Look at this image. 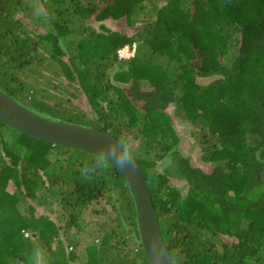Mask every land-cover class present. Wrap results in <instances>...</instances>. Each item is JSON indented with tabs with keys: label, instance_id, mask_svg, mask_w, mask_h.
Segmentation results:
<instances>
[{
	"label": "trees",
	"instance_id": "1",
	"mask_svg": "<svg viewBox=\"0 0 264 264\" xmlns=\"http://www.w3.org/2000/svg\"><path fill=\"white\" fill-rule=\"evenodd\" d=\"M133 42L135 54L118 58L117 47ZM38 44L78 81L92 125L138 162L177 264H264V0H0V88L11 94L5 82H16L24 101L44 94L18 74L45 59ZM177 123L192 126L210 170L178 152ZM10 127L17 140L0 136V264H151L118 167ZM166 155L188 184L183 196L168 165L157 167ZM47 198L49 211L37 214ZM99 200L110 207H91L103 219L91 221L80 251L81 215Z\"/></svg>",
	"mask_w": 264,
	"mask_h": 264
},
{
	"label": "rangeland",
	"instance_id": "2",
	"mask_svg": "<svg viewBox=\"0 0 264 264\" xmlns=\"http://www.w3.org/2000/svg\"><path fill=\"white\" fill-rule=\"evenodd\" d=\"M145 17L147 18V16ZM100 22L101 20L96 19L92 16L87 20V23L90 24V26L95 30L100 29L101 27ZM119 22L118 23L113 22V23L116 26V25H120ZM36 25L40 26L37 28L38 30L44 29L41 28L43 24L36 23ZM110 26H112V24H110ZM133 29L136 28L133 27ZM44 43H45L44 45L50 46L49 43L47 42ZM133 44L136 45L137 42H133ZM57 45L58 42H55L54 47L59 50V57H63L65 59L66 58L65 56L67 55L65 53V50L63 49L60 42H59V46ZM64 48L66 47L64 46ZM36 51L37 52L35 53H37L38 56L42 55L43 57H45V59H43V61L39 63L31 62L29 66L25 67V69H22V72L20 71L18 72V74L21 81H24L27 85L29 84L32 85L30 86V91L38 88L39 91H43L44 93L43 96L36 95L35 98L29 99V101L26 100L24 101V99L22 98L25 97V94L20 93V91L17 90L15 86L16 82L14 81H12L11 83L5 82V85L9 87V89L7 90L11 92V94H14L19 100L24 102L28 107L45 116L55 119L72 121L82 125L96 124L95 122L89 120L88 118L94 114V110L90 104L89 99L86 97L85 93L81 90L78 81L74 79L73 80L69 79L62 72L59 66L58 59L55 61L53 58L48 56V54L50 53V47L43 48L41 44L40 45L38 44ZM0 82H1L0 84L3 85V81ZM44 99L51 102H55L57 100L59 102V107L50 105V103ZM65 107L68 110L65 109ZM71 111L76 112L74 114L84 113V115H80V116L74 115ZM170 112H173V110L170 109ZM174 119L176 120V117ZM176 125L177 127L180 126L178 127V130L180 132L179 135L180 139L175 145L178 152L181 155L187 157L192 164L199 165L204 170H210L213 167V163L202 159L201 157L202 149L196 142V138L194 137V135H192L191 133L192 126L190 124H184L183 126V123H179V124L177 123ZM17 135L18 134H15V131L9 125L0 122V136H2V138L5 141L12 143L13 141L17 140ZM172 160L173 158L170 155L169 156L166 155V157L165 156L161 157L157 163L158 169H162L164 165H168V168H170L169 170L174 172L173 170H175L177 167H176V162L174 165L171 164ZM171 179H172V183H174L180 190L182 196L185 195L188 184L186 183L184 177L174 172L171 176ZM8 188L10 190L14 189L13 184H10ZM46 200H45L46 203L42 201L41 204L35 202V204L37 205L36 208L37 214L41 211H49V206L47 205V203H49V198H47ZM25 205L26 202L21 201V206L27 207ZM50 206L52 207L53 210L50 216L60 220L61 218L57 216L58 212L60 211L58 205L53 203ZM92 206H95L98 209H105V208L108 209L110 207V202H105L104 200H99L98 202L94 201V203L91 204L89 208L84 210V212L82 213L81 216L82 217L85 216V221H87V224L85 225L86 230L81 231L79 234L75 235L76 240H79L78 247L80 251H82L83 246L86 244V242L90 241V236L87 234V232L89 230H92V228H94L95 226H97L95 223L91 221H93L95 218H100L101 220L103 219L102 215L98 214L97 216H95L91 214L90 209ZM98 239L99 236L98 238L96 237L94 241L98 242ZM68 249H71V246H68Z\"/></svg>",
	"mask_w": 264,
	"mask_h": 264
},
{
	"label": "water",
	"instance_id": "3",
	"mask_svg": "<svg viewBox=\"0 0 264 264\" xmlns=\"http://www.w3.org/2000/svg\"><path fill=\"white\" fill-rule=\"evenodd\" d=\"M0 119L32 137L86 149L109 159L111 154L124 153V143L112 133L96 126L45 116L0 88ZM129 151V149H128ZM123 170L135 203L139 243L151 264H177L160 233L146 180L136 159Z\"/></svg>",
	"mask_w": 264,
	"mask_h": 264
},
{
	"label": "clouds",
	"instance_id": "4",
	"mask_svg": "<svg viewBox=\"0 0 264 264\" xmlns=\"http://www.w3.org/2000/svg\"><path fill=\"white\" fill-rule=\"evenodd\" d=\"M109 160L111 161L112 164H114L116 167L120 168L121 170L129 166L132 163V160L127 145H124L123 155L111 154L109 155Z\"/></svg>",
	"mask_w": 264,
	"mask_h": 264
},
{
	"label": "built area",
	"instance_id": "5",
	"mask_svg": "<svg viewBox=\"0 0 264 264\" xmlns=\"http://www.w3.org/2000/svg\"><path fill=\"white\" fill-rule=\"evenodd\" d=\"M136 45L135 44H123L117 47L116 53L118 58H128L135 54ZM24 234H28L27 231H24Z\"/></svg>",
	"mask_w": 264,
	"mask_h": 264
}]
</instances>
